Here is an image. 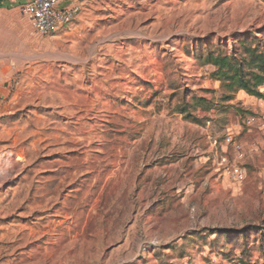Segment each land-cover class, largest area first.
I'll use <instances>...</instances> for the list:
<instances>
[{
	"label": "rangeland",
	"instance_id": "1",
	"mask_svg": "<svg viewBox=\"0 0 264 264\" xmlns=\"http://www.w3.org/2000/svg\"><path fill=\"white\" fill-rule=\"evenodd\" d=\"M36 39L0 140V264L264 263V98L223 100L205 60L264 45V0H99Z\"/></svg>",
	"mask_w": 264,
	"mask_h": 264
},
{
	"label": "crops",
	"instance_id": "2",
	"mask_svg": "<svg viewBox=\"0 0 264 264\" xmlns=\"http://www.w3.org/2000/svg\"><path fill=\"white\" fill-rule=\"evenodd\" d=\"M27 1L29 0H0V77H2V82L0 83V140H7L11 137L12 130L19 127L21 119L17 115L19 101L14 96H10L13 80H15V75L22 68L20 66V58L26 57V54H28L27 50L39 48L36 37L42 36L35 33L31 19L21 11L22 4ZM79 2L82 3L81 13L73 23L55 35L63 34L65 36L68 33L78 32L90 23L99 0H60L62 6H69ZM58 160L60 161L61 158ZM63 170L62 182L65 183L66 173L65 169ZM41 171L42 174L35 179L39 181L46 179L48 181L52 178H58L60 183L61 166L58 169L45 168ZM51 171L55 172V176H51ZM6 178H8V175L0 176L1 180ZM49 190L50 188L46 189L47 192Z\"/></svg>",
	"mask_w": 264,
	"mask_h": 264
},
{
	"label": "trees",
	"instance_id": "3",
	"mask_svg": "<svg viewBox=\"0 0 264 264\" xmlns=\"http://www.w3.org/2000/svg\"><path fill=\"white\" fill-rule=\"evenodd\" d=\"M239 46L228 54L208 50L205 57L215 67L213 76L222 82V99L232 100L240 90L264 98V45L244 39Z\"/></svg>",
	"mask_w": 264,
	"mask_h": 264
},
{
	"label": "built area",
	"instance_id": "4",
	"mask_svg": "<svg viewBox=\"0 0 264 264\" xmlns=\"http://www.w3.org/2000/svg\"><path fill=\"white\" fill-rule=\"evenodd\" d=\"M21 11L31 19L37 35L52 36L74 22L82 11V3L62 6L60 0H29L22 4ZM1 82L2 77H0ZM249 120L253 122L255 117ZM226 142L234 144L238 160L244 159L246 149L243 143L235 141L230 134L227 135ZM226 172L235 181H243L247 176L245 167L237 161L231 163Z\"/></svg>",
	"mask_w": 264,
	"mask_h": 264
}]
</instances>
